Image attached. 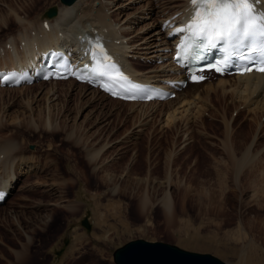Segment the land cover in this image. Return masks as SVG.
Instances as JSON below:
<instances>
[{
    "label": "rangeland",
    "instance_id": "1",
    "mask_svg": "<svg viewBox=\"0 0 264 264\" xmlns=\"http://www.w3.org/2000/svg\"><path fill=\"white\" fill-rule=\"evenodd\" d=\"M99 1L107 0H90V6L104 5L95 4ZM124 1L105 4H113L111 19H119L120 25L129 18L134 21L125 33L131 46L127 50L140 49L148 57L159 53L157 42L166 38L157 23L178 11L183 0H136L121 13L117 7ZM146 3L155 11L147 9ZM52 5L64 6L60 0H0L1 59L8 62L7 57L15 58L13 51H21L23 27L14 12L27 24ZM9 38L15 45L10 50L5 49ZM136 40L152 45L141 48L142 42L134 45ZM128 59V68L148 78L153 75L146 74L174 69L169 58L147 62L130 55ZM63 80L0 87V146L6 140L15 142L18 152L13 161L20 157L29 166L27 171L20 166L10 193L0 203V264H19L16 252L23 248H27L26 259L38 264H117L114 249L138 237L209 252L225 264L264 263V180L259 177L252 183L244 175L235 180L224 146H230L231 152L235 148L224 142L222 124L208 116L201 125L192 121L189 130L181 121L162 126L159 109L167 101L134 107L152 110V120L132 118V103L114 101L88 87L100 97L93 102L92 95L74 92L84 83L72 80L76 84L70 87L69 80ZM51 82H56L55 102L46 101L43 94ZM52 101L55 105L50 106ZM45 110L50 113L51 129L44 124ZM230 111L235 115V109ZM263 121L251 116L241 119L230 127L229 140L249 141L257 133L255 148L264 160ZM92 151L98 155L95 160L88 158ZM255 171L259 173V168ZM165 193L170 195L169 210L162 205ZM143 198L147 202L143 200L146 204L139 208ZM85 216L89 228L82 223ZM57 220L60 229L54 232L51 228ZM250 250L257 257L240 260Z\"/></svg>",
    "mask_w": 264,
    "mask_h": 264
},
{
    "label": "bare ground",
    "instance_id": "2",
    "mask_svg": "<svg viewBox=\"0 0 264 264\" xmlns=\"http://www.w3.org/2000/svg\"><path fill=\"white\" fill-rule=\"evenodd\" d=\"M135 1L136 0H125L124 3L121 2L122 4H120L117 7V9L119 8L118 9L119 11L125 10L129 6L128 4H131ZM186 1L187 0H183V4L181 7L182 9L178 12V14L179 13L180 14L174 18L175 22L176 21L183 22L187 20L188 14L185 10ZM109 4L110 3L108 2V4H104V5H107L106 7L103 4H101L94 8L93 5L90 6V0H75L71 4L62 3V5L64 6L58 7L55 5L57 7V13L53 17L47 18L44 14H41L40 17L38 16L35 19H31L30 22L27 24L23 23L25 19H21L19 17L20 15L14 12L13 15H14L15 20H17V22L23 27V33H22L23 42L20 41V43H23L24 46H22L21 44V51H17V52L13 51L15 53V58L7 57L9 58L8 62L4 61L6 58L4 59L0 58V66L1 67L8 66L9 68L21 67V66H34L42 60V54L45 50L57 49V48H64L68 50L73 62L82 63L86 60V57L80 56V52L83 46H82V40L81 38L78 37V34H82L84 33V31L89 30L91 26H95L99 30H102V33H104L105 36L108 37V44L113 50H120L122 52V54H118V56L120 57L122 63L124 64V68L129 70L133 75L137 76L138 78H141V79H151L152 78L151 80L155 82L164 83L167 81L168 78H173L175 77L176 74L177 76L182 74L181 69L177 68L175 71L176 72L175 74H173L172 72L163 73L165 77L158 76L157 79H153V77L148 78V77H144L143 75H140L144 73L141 72L139 74V71L135 69H131L130 66L128 68L127 66L128 58L126 57V54H129V50L127 49L131 48V46L130 44H128L129 42L128 38L125 39V35H127L125 33H126V30H128L130 26L132 25L131 23H134V21L130 22L131 18L129 19L127 18L129 21L127 19H124V21L127 20L128 22L122 23L120 25L119 22L121 23V21L119 19L117 18L116 20L111 19V16H113L114 14L113 9L115 7L113 8V4L112 5H109ZM146 5H147L146 7L147 9L151 10L152 12L155 11L154 6H152L149 3L148 4L146 3ZM258 5L261 8H263L264 0H260ZM103 9L110 10V12L106 13V11ZM169 20L166 23L168 26L171 25L169 23ZM44 21L47 22L46 28L43 25ZM161 22L160 21L159 23L156 22L160 26V29H161ZM104 27H105V30H104ZM170 28L171 27H168L169 30ZM166 32L167 31L163 32L164 36L167 40H169L166 36ZM17 39H19L18 35H17ZM113 39H115V41ZM166 39L163 42H167ZM7 42L10 43V49L15 48L14 38H9ZM145 42L147 45L145 44L144 48L146 49L150 48L152 44H149L150 42L146 40ZM5 43H4V46H5ZM2 47L3 45L0 46V50L2 51L1 56L3 55V52H4L3 50L4 47L3 48ZM134 48H137V47L135 46ZM159 48H163V46ZM5 49H9V47L5 46ZM148 50L149 52L151 51L154 52V50H151V49H148ZM156 53L157 52H155V54L151 56L152 57L154 56L155 58H157L158 53L157 54ZM152 75L156 76V75H162V74L155 73ZM67 80H69L68 86L70 87L75 86V84L77 83L73 79H67ZM72 80L76 83H74ZM42 81H61V80H42ZM62 81H66V80H62ZM55 83L56 82L54 83L51 82L50 84L52 87L47 90L46 94L43 93L44 95H46L45 96L46 101L50 98L52 99L54 94L56 93V88H53ZM22 86H25V85H22ZM0 87H16V86H0ZM78 87L79 89L78 90L76 89L77 91H74L75 93H79L83 97L85 95L90 94L92 95L91 100L93 102L95 101V99L99 100L100 97L95 94L97 90L96 88H93L96 90H89L88 89L89 86L85 83L81 85L78 84ZM72 89L73 88H71V90ZM3 90L4 89H2L1 92ZM212 97L216 99L214 100V102L211 101V99H213ZM110 98H112L114 101L132 103L130 104V106L133 109L136 106L139 107L138 105L147 106L149 104H153L152 102L167 101L165 106H162V111L159 109V113H161L163 117L162 126H168V127L170 125L174 126L176 125L177 121L179 122L181 121V123L184 124L183 128H185L186 130V128L188 129L191 126V125L189 126V124L192 121H194L193 123L199 122L201 125L204 118L211 116L213 118L212 121H216L224 126V129H225L224 142L226 143L228 142V144H231V148L232 147L235 148V151L231 152L229 151V150H232L230 149V146L229 147L227 145L224 146L225 150L229 151V152L226 151L227 152L226 158L233 171L235 180L236 181L239 180V177L243 175H244L243 178L245 179L246 177H249L248 178L249 180L247 181L252 182V183H257L259 181V177L262 178L261 181L264 180V175H263L264 160L260 153L261 151H257L258 149L255 148L256 141L258 140L257 133L251 134V138L249 141L248 140L243 141V139L241 140L233 139V142H232V140L231 141L229 140L230 139L229 136H232L231 134L232 128L230 127L238 123L241 119L247 118L248 116H251L256 121L257 119L258 120L261 118L264 119V74L260 72L252 71V72H245L244 74L216 76V74H214L213 72H209L208 76L204 78L203 80L187 82L184 87L176 91V95L174 97L161 100V101L148 100V101L142 102V101H135V100H122V99L113 98V97H110ZM52 100L54 101V99ZM54 102L51 103L50 106L55 105ZM50 106L48 107L47 110L50 109ZM230 108L233 110L235 109V115L233 114L230 115V112H231ZM133 111H135V109ZM142 116L144 118H148V120H152L153 111L152 110L146 111L145 108L144 110L136 109L135 114L133 115L132 118L140 119ZM44 119H45V123H44L45 127L49 129L53 128V123L51 121L50 113L46 112V110H45ZM146 123L148 124V122H145L144 124H139V125H142L143 127L145 126ZM198 128L200 127L198 126ZM263 128H264V121H263ZM205 129H207L206 126H205ZM232 143L235 147L232 146ZM17 147L18 146L16 145V143L10 140L4 141L3 143H1V146H0V152L3 151V156L0 158V187L5 190H8L7 193L10 192L13 187V182L17 178V174L19 173L20 166L21 165L22 167L25 166L24 168H26V171L28 170L27 168L29 167L25 163L20 161L21 160L20 157H18L16 161H13V158L17 156V153H16L18 152ZM97 157L98 155L95 154V152L93 151L89 153L88 155V158L92 160H95ZM246 167H249V169L247 168L248 170H246ZM257 168H259V173H256L255 171ZM113 191H115V189ZM169 196L170 195L168 193H165L164 197L162 198V205L163 207H166L168 210L171 207V200ZM143 200L147 202L143 198L141 202L138 203L139 208H143V206L146 204ZM111 207H114V206H111ZM53 213H54V210H53ZM58 220L55 221V224L51 228L54 230V232L60 229V223H58ZM251 250L242 254L240 260L248 262L251 259L257 257L255 252ZM27 257H29L27 255V248L25 249L23 248L22 251L16 252V260H19V264H20V261L27 262L28 260L26 259ZM27 263L28 264H38V261L28 260Z\"/></svg>",
    "mask_w": 264,
    "mask_h": 264
},
{
    "label": "snow or ice",
    "instance_id": "3",
    "mask_svg": "<svg viewBox=\"0 0 264 264\" xmlns=\"http://www.w3.org/2000/svg\"><path fill=\"white\" fill-rule=\"evenodd\" d=\"M257 2L258 0H191L194 9L191 20L176 29L178 33L185 34L178 45L177 60L189 55L195 60H202L205 51L219 45L224 53L222 62L225 67L231 60L237 59L248 62L241 69V74L252 71L264 74V9L258 11ZM88 54L93 61L91 74L113 81L112 84H101L106 91L114 96L123 93L125 99L138 98L137 92L142 90V86L132 82L121 70L100 38L92 42ZM84 67L88 69L89 66ZM205 67L217 72L224 70L220 64ZM82 75L83 78L90 79L87 72ZM192 79L203 80L204 77L193 74Z\"/></svg>",
    "mask_w": 264,
    "mask_h": 264
},
{
    "label": "water",
    "instance_id": "4",
    "mask_svg": "<svg viewBox=\"0 0 264 264\" xmlns=\"http://www.w3.org/2000/svg\"><path fill=\"white\" fill-rule=\"evenodd\" d=\"M71 3L74 0H61ZM57 12L55 5L45 10L47 16ZM82 223L89 228L87 217ZM117 264H225L226 261L209 252H199L162 240H147L141 237L130 239L117 246L113 253ZM264 264V263H263Z\"/></svg>",
    "mask_w": 264,
    "mask_h": 264
}]
</instances>
